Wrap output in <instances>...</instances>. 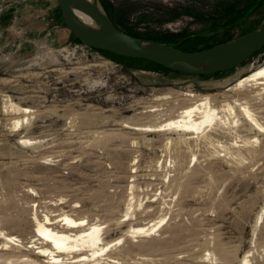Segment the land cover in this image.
Listing matches in <instances>:
<instances>
[{"label":"rangeland","instance_id":"rangeland-1","mask_svg":"<svg viewBox=\"0 0 264 264\" xmlns=\"http://www.w3.org/2000/svg\"><path fill=\"white\" fill-rule=\"evenodd\" d=\"M101 1L143 38H205L194 50L264 19V0ZM263 64L264 48L228 71L183 74L84 44L57 0H0V227L31 250L43 242L34 217L66 213L121 238L119 264H264V132L224 106L247 101L264 126V100L234 87ZM185 94L211 95L226 122L199 136L133 128L177 118ZM255 136L258 145L243 143ZM162 218L151 234H128Z\"/></svg>","mask_w":264,"mask_h":264},{"label":"bare ground","instance_id":"bare-ground-1","mask_svg":"<svg viewBox=\"0 0 264 264\" xmlns=\"http://www.w3.org/2000/svg\"><path fill=\"white\" fill-rule=\"evenodd\" d=\"M83 18L90 21L87 16H83ZM244 86L254 88L249 90V100H264V64L240 78L234 87ZM185 96H187L185 99L187 102L177 118L171 119L165 124L158 125L154 128L149 126H137L133 128L146 132L173 130L181 131L184 134H197L199 136L204 133L208 127L226 122L222 111L215 107L211 95L197 97L195 94H185ZM237 105L239 106L238 110L236 106L230 103L224 105L233 116L234 123H237L239 121V115H242L249 122L252 129L264 132V126L259 121L256 112L250 109L248 102L244 101L242 103H237ZM14 109L18 112L22 111V113L25 114L31 112V109L26 107H15ZM258 109L261 110L262 108L259 107ZM24 116L18 117L15 124L22 125L26 123L29 120V116H25L26 118ZM124 126L127 127L128 125L124 124ZM25 142L30 143L32 140L26 138ZM259 142L260 138L258 136L245 138L243 140L245 145L250 143L252 145H258ZM129 209H131V207ZM132 214L133 213L128 212L126 216ZM124 217L125 216L122 218ZM34 219L36 221L35 236L43 241L38 247L37 244L39 243L32 245L34 251H32V249L15 247V243L20 239L12 235L13 233L6 234L0 227V234H4L5 237V240L0 243V246L2 245L0 247V264H99L97 262L102 261H104L102 264H119L118 261H116V256L114 257L112 248L121 238L115 241H106L104 238L105 226L103 224L90 223L85 218L75 219L66 213L60 215L55 220L47 215L42 219L36 215ZM163 220L164 218L152 225L132 227L128 231V234L134 236L141 233L151 234L159 227ZM124 221H127V219ZM39 258H46L47 261L41 263ZM241 264H250L248 256L243 258Z\"/></svg>","mask_w":264,"mask_h":264},{"label":"water","instance_id":"water-1","mask_svg":"<svg viewBox=\"0 0 264 264\" xmlns=\"http://www.w3.org/2000/svg\"><path fill=\"white\" fill-rule=\"evenodd\" d=\"M73 34L84 44L121 57L151 61L189 75H211L238 67L264 48V19L253 30L195 51L133 36L110 18L101 0H57ZM83 16H87V21Z\"/></svg>","mask_w":264,"mask_h":264},{"label":"trees","instance_id":"trees-1","mask_svg":"<svg viewBox=\"0 0 264 264\" xmlns=\"http://www.w3.org/2000/svg\"><path fill=\"white\" fill-rule=\"evenodd\" d=\"M102 3H103V1H102ZM103 5H104V7H105V9H106V6H105V4L103 3ZM107 10V9H106ZM108 12V11H107ZM109 14V13H108ZM111 18V17H110ZM113 21V20H112ZM127 33H129V34H131V35H133V36H136V37H141L140 35H138V34H136V33H133V32H130V31H127V30H125ZM193 39H195V40H201V41H203L205 38H202V37H199V36H195V37H186V38H182V39H180V40H175V38L174 39H172V38H165V39H161V41L163 42V43H165V44H173V45H175L176 47H178V48H180V49H182V50H185V51H195L193 48L192 49H190V47L188 46V45H190V44H192L191 43V41H193ZM200 41V42H201ZM185 46H187V47H185ZM209 47H211V46H209ZM106 52H108V51H106ZM109 53H111V52H109ZM111 54H113V55H116V54H114V53H111ZM121 57V56H120ZM124 58H126V57H124ZM153 63V62H152ZM156 64V63H155ZM157 65H159V64H157ZM159 66H161V65H159ZM163 67V66H162Z\"/></svg>","mask_w":264,"mask_h":264},{"label":"flooded vegetation","instance_id":"flooded-vegetation-1","mask_svg":"<svg viewBox=\"0 0 264 264\" xmlns=\"http://www.w3.org/2000/svg\"><path fill=\"white\" fill-rule=\"evenodd\" d=\"M104 3V2H103ZM107 9V8H106Z\"/></svg>","mask_w":264,"mask_h":264}]
</instances>
